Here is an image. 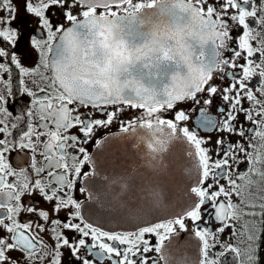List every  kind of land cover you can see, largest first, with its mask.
<instances>
[{"label":"snow or ice","instance_id":"obj_1","mask_svg":"<svg viewBox=\"0 0 264 264\" xmlns=\"http://www.w3.org/2000/svg\"><path fill=\"white\" fill-rule=\"evenodd\" d=\"M13 83L31 98L23 118L9 110ZM217 99L216 115L200 109L213 140L187 125L180 105ZM115 121L148 167L176 178L168 195L181 210L171 218L146 220L162 203L158 185L101 175L118 142L94 137ZM17 146L34 153L29 169L10 164ZM261 184L264 0H0V264H64V250L74 264H175L165 249L190 228L197 264H222L221 235L249 217L260 236L246 223L244 249L225 247L242 264H264V195L244 199ZM37 195L43 207L23 201ZM88 201L94 215L143 226L104 230L82 214Z\"/></svg>","mask_w":264,"mask_h":264},{"label":"flooded vegetation","instance_id":"obj_2","mask_svg":"<svg viewBox=\"0 0 264 264\" xmlns=\"http://www.w3.org/2000/svg\"><path fill=\"white\" fill-rule=\"evenodd\" d=\"M21 16L24 15L23 13V7L21 6ZM55 15V13H54ZM32 18H28V27H33ZM26 52H30L31 50L28 48L27 43L23 46ZM36 60L35 53H32L31 59L28 61V65L31 67ZM26 83L28 84V87L33 88L35 90V86L31 83L33 79H36L34 76L26 77ZM253 83H255V78L253 80ZM13 89L14 94L9 98V110L13 114V118L15 117H24V113L31 108V98L23 94L22 92L16 91L15 83H13ZM206 98V97H204ZM220 104V101L214 100V103L212 105H205L203 103L197 105L193 102H186L180 105L181 108L185 109L190 119L187 122V125L192 129H198L200 134L202 136H212L213 140L216 138V132L211 127H203L200 124L201 120V113L200 109L204 108L207 109V115L214 116L217 114L216 109L218 105ZM190 109H195L194 111ZM136 110H132V113H135ZM130 113V114H132ZM127 118V117H125ZM13 122H15L13 120ZM110 135H116L117 137L122 136L123 134L120 133V127H119V121H115L112 125H110L107 128L98 129L96 136L94 137L95 140L102 139L104 137H108ZM90 145V151L95 154L96 148L95 145L92 143V141H89ZM118 152L113 154L112 160H113V169L111 175H116L119 173H127L130 179H134L138 184H148L151 180L149 177V168L146 161L144 160V157L142 154H138L137 150L132 148L130 144H122L117 147ZM34 153L32 152L31 148H20L17 146L16 148L12 149L10 153L8 154L9 162L12 165L14 169L17 171L21 169H29L32 165V163L36 162L33 160ZM41 158L37 157V161H39ZM236 171H239L243 173L246 171L244 165H240ZM75 195V193H74ZM264 195V184L257 185L252 187L251 192L249 193L247 190L244 194L245 202L253 201V202H259V197ZM81 199H83V196H80ZM236 199V198H234ZM23 201L27 205H33V206H40L43 207V203L40 200L39 196H25L23 198ZM88 202H86L85 207ZM82 208V214L85 216L86 219H88L90 222H93L89 216V212L86 208ZM243 207V205H241ZM61 215H65V213H61ZM28 217L26 215L21 216V219H27ZM207 219V217H205ZM252 218H241L236 225L226 230L224 234L221 235V243L217 245V247L213 250L217 255L219 252H224V255L219 257L222 261V264H242L243 257L236 256L233 252L229 251L225 245L227 243H231L233 246L239 247L242 250L245 246V239L247 236V231L244 228V225L246 223L249 224V227L252 228L253 231L256 232L257 236H260V224L258 220L253 225L251 223ZM203 226V225H202ZM100 227V226H99ZM137 227L135 228H128V229H112V228H104V230L109 231H117V232H131L136 231ZM74 238H78L74 237ZM150 243H158V238L154 235H148L146 237ZM166 245L169 243L168 241L165 242ZM199 245L200 242L198 238H196L194 235H192L191 228L188 232H184L182 230H179V235L172 239L171 246L167 247L165 249L166 254L168 255L169 259L171 261H174L175 264H197V260L199 258ZM96 251V250H93ZM64 264H74L73 257L70 256L67 252V250H64ZM153 256H158L157 253H152ZM88 259L92 260L94 264H111L109 260H101L99 257L94 256H88ZM163 264V262H162Z\"/></svg>","mask_w":264,"mask_h":264},{"label":"water","instance_id":"obj_3","mask_svg":"<svg viewBox=\"0 0 264 264\" xmlns=\"http://www.w3.org/2000/svg\"><path fill=\"white\" fill-rule=\"evenodd\" d=\"M207 54L211 55V49H206ZM114 141L118 142L116 147L111 148L110 151L106 152L101 158V163L106 164L107 166L101 170V175H111L113 169V154L117 153V147L122 144H132L133 138L124 139L123 135L117 137L116 135L109 136ZM96 154V152H95ZM94 154V155H95ZM149 177L150 181L145 186L151 184H156L159 186L160 190L163 192L162 203L153 207L147 214L146 220L155 221L161 218H171L173 213L179 212L181 209L178 207L179 201L176 196L169 197V189L175 190L176 188V178L170 175L166 170L165 171H154L149 168ZM92 201H88L86 205L87 211L90 213L89 216L91 220L102 228H112V229H128L135 228L138 226H143V222L140 220H130V221H119L117 219H112L111 217L101 218L99 215H94L92 208L89 207L92 204ZM99 207V205H97Z\"/></svg>","mask_w":264,"mask_h":264}]
</instances>
